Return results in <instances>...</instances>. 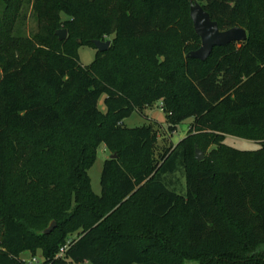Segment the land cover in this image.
I'll list each match as a JSON object with an SVG mask.
<instances>
[{"label": "trees", "instance_id": "trees-1", "mask_svg": "<svg viewBox=\"0 0 264 264\" xmlns=\"http://www.w3.org/2000/svg\"><path fill=\"white\" fill-rule=\"evenodd\" d=\"M24 1L2 0L0 15V264L39 250L37 264H63L70 236L69 263L264 264V0H197L220 30L248 34L205 60L189 55L201 46L191 0H32V38L13 33ZM97 39L111 46L82 64ZM157 101L173 123L193 118L160 153L153 124H124ZM196 144L215 147L198 161ZM179 164L186 194L163 179Z\"/></svg>", "mask_w": 264, "mask_h": 264}, {"label": "rangeland", "instance_id": "rangeland-1", "mask_svg": "<svg viewBox=\"0 0 264 264\" xmlns=\"http://www.w3.org/2000/svg\"><path fill=\"white\" fill-rule=\"evenodd\" d=\"M3 8V2L0 0V15ZM62 19H65V16L62 15ZM63 28V27H62ZM39 29V18L32 8V0H25L22 9L19 11L14 26V35L21 37L32 38L33 35ZM61 29V28H60ZM97 49L92 46L82 45L79 47V55L82 64H90L96 57ZM2 76V70L0 68V78ZM98 107L101 111L106 112L107 107L105 104V95H102L98 101ZM193 118H188L181 123H173L165 110L162 107L161 101H157L151 106L143 109L142 112L135 111L130 117L124 119V124L128 127H136L144 124H153L158 131V143L157 151L164 152L166 149L173 148L179 141L189 135V128ZM224 142L230 146H233L242 150H253L260 147V144L254 140H248L240 138L234 135H226ZM215 146H210L208 149H203L200 145H195V151L197 148L203 151L204 159L207 158L209 151L212 150ZM110 156L108 150H106L104 145H100L98 148L97 159L94 165L89 170V175L91 177V183L93 190L100 194L101 193V174L106 158ZM114 156L113 158H116ZM203 159V160H204ZM163 179L168 183V185L175 189L180 194H186L187 192V182L185 170L181 164L176 169L175 172H169L164 175ZM173 179L172 183L170 180ZM1 231V229H0ZM23 258L32 259V255L29 251L24 252ZM38 259H42V252L39 250L37 252ZM69 264H93L89 261L85 262H71ZM186 264H197L193 260H188Z\"/></svg>", "mask_w": 264, "mask_h": 264}, {"label": "water", "instance_id": "water-1", "mask_svg": "<svg viewBox=\"0 0 264 264\" xmlns=\"http://www.w3.org/2000/svg\"><path fill=\"white\" fill-rule=\"evenodd\" d=\"M190 14L195 31L201 37V46L189 53L191 57L205 60L212 53L215 46L245 41L248 38L247 30L243 27L236 26L227 30H220L218 22L212 19L210 13L197 0H191ZM56 35L60 40H64L68 37V31L65 28H61L56 31ZM93 43L98 51H106L111 46L112 40L97 39ZM114 156L116 154L112 155V157ZM195 158L198 161L204 159V153L199 148L195 151ZM56 225V221H52L41 233H51Z\"/></svg>", "mask_w": 264, "mask_h": 264}, {"label": "built area", "instance_id": "built-area-1", "mask_svg": "<svg viewBox=\"0 0 264 264\" xmlns=\"http://www.w3.org/2000/svg\"><path fill=\"white\" fill-rule=\"evenodd\" d=\"M75 238L70 236L67 238L66 242L60 246L59 252L56 255V258L62 259L64 261L63 264H69L67 260V252L70 247L73 245ZM39 262L38 257H32V259L27 261V264H37Z\"/></svg>", "mask_w": 264, "mask_h": 264}, {"label": "crops", "instance_id": "crops-1", "mask_svg": "<svg viewBox=\"0 0 264 264\" xmlns=\"http://www.w3.org/2000/svg\"><path fill=\"white\" fill-rule=\"evenodd\" d=\"M23 254V253H22ZM21 257L23 258V255H21ZM33 257V256H32ZM23 259H25V258H23ZM26 260H28V259H26Z\"/></svg>", "mask_w": 264, "mask_h": 264}]
</instances>
